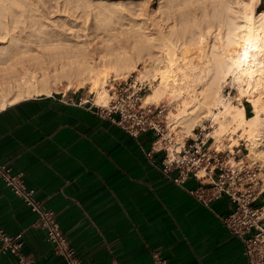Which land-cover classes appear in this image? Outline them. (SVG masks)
<instances>
[{
  "label": "crops",
  "instance_id": "0c3cea01",
  "mask_svg": "<svg viewBox=\"0 0 264 264\" xmlns=\"http://www.w3.org/2000/svg\"><path fill=\"white\" fill-rule=\"evenodd\" d=\"M91 93L59 89L0 108V162L55 211L77 256L85 264H151L159 250L169 264H247L240 238L217 217L233 203L222 196L205 206L188 192L195 178L184 187L168 180L159 168L164 151L146 154L152 131L128 134L96 112ZM36 218L0 180V226L23 233L22 253L34 264H67Z\"/></svg>",
  "mask_w": 264,
  "mask_h": 264
},
{
  "label": "bare ground",
  "instance_id": "6f19581e",
  "mask_svg": "<svg viewBox=\"0 0 264 264\" xmlns=\"http://www.w3.org/2000/svg\"><path fill=\"white\" fill-rule=\"evenodd\" d=\"M199 1L159 0L149 11L142 0L129 27L68 38L46 29L45 20H37V0H0V108L60 87L85 85L95 94L94 102L105 106L110 70L115 76L137 71L136 81H144L143 75L157 81L143 94L144 104L176 100L168 126H182L175 140L178 148L183 134H193L195 124L211 120L215 143H224L226 132H231L236 137L228 147L245 138L251 142L247 155L264 162V8L258 10L260 0H247L242 21L237 22L236 17L225 16L229 4L223 0L216 1L220 9L214 7L212 15L198 14ZM83 4L91 5V0ZM105 9V19L118 16V11L123 14L119 3ZM207 18L205 27L201 22ZM192 26L199 31L191 37ZM229 77L239 97L246 96L251 103L253 115L240 100L234 104L223 96Z\"/></svg>",
  "mask_w": 264,
  "mask_h": 264
},
{
  "label": "built area",
  "instance_id": "2783aa9c",
  "mask_svg": "<svg viewBox=\"0 0 264 264\" xmlns=\"http://www.w3.org/2000/svg\"><path fill=\"white\" fill-rule=\"evenodd\" d=\"M132 77L130 73L109 80L108 103L105 106L94 104L96 112L107 115L132 136L152 131L154 138L147 156L164 151L160 171L176 185L184 187L189 177L195 178L199 184L188 192L200 203L208 206L213 200L226 196L233 203V209L227 214H217L218 219L240 238L247 264H264V179L261 176L264 167L256 160L243 161L238 153L240 149L234 152L228 147L210 145L208 132L203 133L202 129L196 136L186 138L178 148L174 132L166 121L167 105L144 104L142 96L149 83ZM0 180L36 214V224L44 231L55 254L63 257L67 264H85L64 235L55 211L36 198L35 188L26 184L21 173L13 172L10 165L0 162ZM22 236L21 231L10 234L0 226V257L12 256L6 264H34L22 253ZM151 264L169 262L159 250H153Z\"/></svg>",
  "mask_w": 264,
  "mask_h": 264
},
{
  "label": "rangeland",
  "instance_id": "374dc122",
  "mask_svg": "<svg viewBox=\"0 0 264 264\" xmlns=\"http://www.w3.org/2000/svg\"><path fill=\"white\" fill-rule=\"evenodd\" d=\"M37 0L36 2V13L38 15L37 20H45L47 27L46 29L48 30H57L60 32H63L65 37L68 38H73L72 36L74 34H83L87 33V31L93 36L95 33L96 34H104L108 29L114 27H129L130 24V19L134 17V13L136 9L139 7V5L142 3V0H91V5H84L83 0ZM146 5H147V10L150 11L152 8H157V5L159 3V0H146ZM161 1V0H160ZM217 0H200L198 2V9L197 12L199 15H203L204 12L206 11L210 15L213 14L215 11V8H219V2H216ZM228 3L229 4V9L228 11H225V16L227 17H236L237 22H241V10H242V5L247 4V0H223V3ZM110 3H119L121 6V11H118V16H115L111 19H105V14L107 13L105 7L109 5ZM120 8V7H119ZM264 8V0H260V6L258 7L259 9ZM220 9V8H219ZM101 11L100 13H98ZM41 18V19H40ZM207 19H204L203 26L206 27L207 24ZM38 23V21H37ZM37 25V24H36ZM214 28V26H213ZM84 29V30H83ZM93 29V30H92ZM83 30V31H82ZM91 30V31H90ZM105 30V31H104ZM86 31V32H85ZM198 29L195 26H192L190 28L189 36L191 35H196L198 33ZM101 33V34H100ZM212 36L208 40V42L211 44L212 41ZM211 41V42H210ZM143 63H139L138 67L140 69H143ZM130 73L133 74V79H136L138 74H140L137 71H129L127 74L129 75ZM127 76V75H126ZM126 76H115L114 72L110 70L108 78L106 80V83H109V80L111 81L112 78H123ZM144 81L149 83V88H147L146 91H149L152 84L156 83L157 81H153V78L150 75H143ZM152 79V80H151ZM232 79V80H231ZM230 77L226 80V82L223 84L222 87V94L225 98L230 100L232 103L237 104L239 103V100L244 104L246 108L247 114L253 115L251 112L253 107L251 103H249L246 99V96H241L239 97L237 90H236V83L233 78ZM64 79H62L63 81ZM61 81V82H62ZM66 79L63 81V84H65ZM152 81V82H151ZM231 85H230V83ZM64 88V87H63ZM60 87V89H63ZM107 88V87H106ZM72 90H75L74 88H71ZM77 91H85L89 93V85H85L84 87H80L76 89ZM108 92V91H107ZM92 97H94V93H91ZM109 97V96H108ZM170 101V102H169ZM108 103V102H107ZM144 103V102H143ZM157 103H163L167 105L168 109L166 112V121L168 124L172 122V111L175 110L176 106V100L172 101L171 98L168 99H162L158 101ZM156 103V104H157ZM107 105V104H106ZM214 122L211 120H206L203 122V124H195L193 127V134L189 135H184L182 136V140L191 137V136H196L198 131L200 129L203 130V133L208 132V143L210 145L212 144L218 147H228L230 143H234L233 137L234 136L231 132H226L224 136V143H215L214 139L211 137V131L214 129ZM181 124L179 123H173L170 125L169 129L174 132V138L176 140L177 134L181 133ZM213 127V128H212ZM228 133V135H227ZM226 137V138H225ZM228 138H231L232 141H230ZM228 139V140H227ZM230 141V142H229ZM249 142V143H248ZM250 141L246 140L245 138L239 139L238 143L235 145H230L228 148L230 150L234 149V152H236L238 149L239 150V155L240 157L243 158V161H247L248 163L254 162L255 160L260 163L261 166L264 167V162L259 159V158H252L251 155H247V149L250 146ZM217 144V145H216ZM234 148V146H236ZM252 158V159H251ZM261 176L264 179V170L261 172Z\"/></svg>",
  "mask_w": 264,
  "mask_h": 264
}]
</instances>
